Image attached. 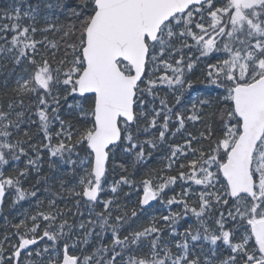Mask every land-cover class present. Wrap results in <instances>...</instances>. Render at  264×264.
<instances>
[{"label":"snow or ice","instance_id":"6c2138e0","mask_svg":"<svg viewBox=\"0 0 264 264\" xmlns=\"http://www.w3.org/2000/svg\"><path fill=\"white\" fill-rule=\"evenodd\" d=\"M0 220V264H264V0L0 9Z\"/></svg>","mask_w":264,"mask_h":264},{"label":"trees","instance_id":"16d2710c","mask_svg":"<svg viewBox=\"0 0 264 264\" xmlns=\"http://www.w3.org/2000/svg\"><path fill=\"white\" fill-rule=\"evenodd\" d=\"M13 0H0V9L6 8L10 3H12ZM37 2V0H27V3H32L35 4ZM26 7V4L22 5ZM200 73V69H197V76ZM196 77L194 76L193 79H195ZM200 87H203V85H201ZM161 95H163V93H161ZM33 131H35V129H33ZM179 190V189H177ZM25 207H27V205H25ZM11 219V217H10ZM186 226V225H185ZM3 231V221L0 220V232ZM42 246V245H41Z\"/></svg>","mask_w":264,"mask_h":264}]
</instances>
